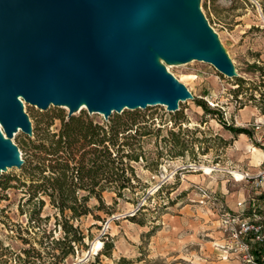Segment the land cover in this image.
I'll list each match as a JSON object with an SVG mask.
<instances>
[{
    "label": "rangeland",
    "instance_id": "1",
    "mask_svg": "<svg viewBox=\"0 0 264 264\" xmlns=\"http://www.w3.org/2000/svg\"><path fill=\"white\" fill-rule=\"evenodd\" d=\"M262 5L260 0H200L201 11L218 34L237 76L226 77L198 60L163 62L193 95L180 101L178 110L171 112L157 104L113 112L108 119L86 108L75 113L83 110L103 125L125 113L143 118L133 120L127 134L142 155L130 161L132 187L122 196L103 191L102 203L89 197L91 212L70 220L84 234L83 243L74 244L73 252L62 257L61 249L68 247L54 243L63 236L59 224L63 217L49 199L41 195L44 204L34 212L38 200L27 201L30 190L22 184L21 167L3 171L0 264H113L121 257L128 264H252L231 241L225 219L248 215L262 203V198L254 196L249 177L262 169L263 158L253 129L255 121H264ZM237 78L242 79L240 86ZM196 99L217 113H207ZM24 111L38 130L49 122V129L57 130L60 121L54 116L67 115L66 107L41 109L25 101ZM221 121L244 127L250 134L232 133ZM171 130L176 134L171 135ZM12 140L23 158L38 142L36 133L28 136L20 129ZM202 165L210 166L211 172L204 173ZM233 170L248 176L236 180ZM96 239L110 244L108 255L92 253ZM255 251L253 245L249 249L252 258Z\"/></svg>",
    "mask_w": 264,
    "mask_h": 264
},
{
    "label": "water",
    "instance_id": "2",
    "mask_svg": "<svg viewBox=\"0 0 264 264\" xmlns=\"http://www.w3.org/2000/svg\"><path fill=\"white\" fill-rule=\"evenodd\" d=\"M190 60L237 76L200 0H0V175L23 163L14 133L33 134L24 101L173 112L193 95L163 62Z\"/></svg>",
    "mask_w": 264,
    "mask_h": 264
},
{
    "label": "trees",
    "instance_id": "3",
    "mask_svg": "<svg viewBox=\"0 0 264 264\" xmlns=\"http://www.w3.org/2000/svg\"><path fill=\"white\" fill-rule=\"evenodd\" d=\"M260 2L264 13V0ZM241 81L242 79L237 78L238 86ZM196 100L207 113H217L201 99ZM140 116L132 112L123 116L116 115L103 125L95 122L82 110L69 117L64 113L54 116L60 121L57 130L49 129L52 122L39 130L34 127L33 133H36L38 142L34 143L33 152L22 157L21 170L25 177L22 184L27 185L30 190L27 201L33 198L38 200L39 205L34 212L44 204V199L40 198L42 195L49 199L63 217L59 222L63 236L54 241L68 247V250L61 249L62 257L73 252L74 244L83 243V232L70 220L91 212L89 197L93 196L102 203L103 191H114L117 196H122L125 190L132 187L130 174H133V168L130 161H137L142 155L137 151L139 145L135 147L128 140L131 135L127 134L133 129L131 122ZM221 123L232 133L250 134L244 127L229 125L224 121ZM134 133H137V129H134ZM170 134L176 133L171 130ZM65 211L69 212V216H66ZM102 247L96 255H108L110 244L104 241ZM25 253L29 255V249H25ZM260 253H264V244L259 251H255V256ZM128 263L127 259L121 257L113 264Z\"/></svg>",
    "mask_w": 264,
    "mask_h": 264
},
{
    "label": "built area",
    "instance_id": "4",
    "mask_svg": "<svg viewBox=\"0 0 264 264\" xmlns=\"http://www.w3.org/2000/svg\"><path fill=\"white\" fill-rule=\"evenodd\" d=\"M253 129L258 133L256 140L263 150V158L262 169L249 177L252 179L254 196L262 198V203L259 205L260 209L253 208L248 215L228 216L225 225L229 229L231 241L244 253V256H249L252 264H264V253H260L259 256L254 255L255 259L249 255V249L253 245L259 251L264 244V121H255ZM245 176L248 175H243V178Z\"/></svg>",
    "mask_w": 264,
    "mask_h": 264
},
{
    "label": "bare ground",
    "instance_id": "5",
    "mask_svg": "<svg viewBox=\"0 0 264 264\" xmlns=\"http://www.w3.org/2000/svg\"><path fill=\"white\" fill-rule=\"evenodd\" d=\"M192 61V60H190ZM166 66V65H165ZM167 69H170L169 66H166ZM27 104V103H26ZM29 104V103H28ZM27 107V105H26ZM84 107V106H83ZM18 134V133H17ZM240 135H243V133H241ZM249 150V149H248ZM254 151H257L258 149L256 147L253 148ZM254 158V157H253ZM258 159V158H257ZM201 168L203 169L204 173L208 174L211 172L212 168L208 165H202ZM233 174V177L234 179L236 180H240L243 178V174L240 172V171H236V170H233L231 172ZM102 241L100 239H96L93 244H92V247H91V251L92 253H97L99 251V249L101 248L102 246Z\"/></svg>",
    "mask_w": 264,
    "mask_h": 264
}]
</instances>
